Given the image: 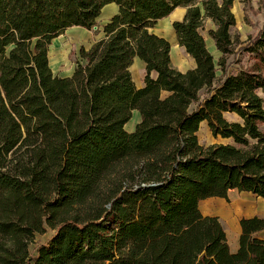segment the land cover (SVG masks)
I'll list each match as a JSON object with an SVG mask.
<instances>
[{
  "label": "trees",
  "instance_id": "obj_1",
  "mask_svg": "<svg viewBox=\"0 0 264 264\" xmlns=\"http://www.w3.org/2000/svg\"><path fill=\"white\" fill-rule=\"evenodd\" d=\"M232 2L0 0V264H264V217L239 219L231 251L219 217L200 210L233 189L264 198V21L239 41ZM109 3L102 37L54 74L51 40L93 29ZM176 7L185 71L150 30ZM236 53L246 62L227 73ZM201 122L227 141L201 144Z\"/></svg>",
  "mask_w": 264,
  "mask_h": 264
},
{
  "label": "rangeland",
  "instance_id": "obj_2",
  "mask_svg": "<svg viewBox=\"0 0 264 264\" xmlns=\"http://www.w3.org/2000/svg\"><path fill=\"white\" fill-rule=\"evenodd\" d=\"M113 5L116 6L115 4ZM232 7H234L233 11H231L235 16V25L232 27L231 33L234 37H237L239 41H244L249 35H254L264 21V0H233L231 9ZM111 8L112 7L109 6L107 8L105 7L103 11L101 10V13L96 19L97 26H94L93 29L89 30L82 27H73L69 30H65L62 34L51 40V44L48 47V60L54 74L66 76L72 73L75 66L74 61L78 59L80 47L88 48L93 42L102 37V27L104 23L116 12L115 9L112 10ZM175 10L171 15L180 17L183 10L179 8ZM167 17H165L166 20L164 18V20H158L153 30L164 36L170 42L172 65L183 71L192 67L194 62L184 52L183 48L177 44L172 28V18L167 19ZM211 26V22L207 21L205 30ZM205 30L202 31V34L206 46L216 60L220 53L215 48L213 40L207 35ZM236 59H241V55L236 53L235 55L229 56L227 73L246 62L245 58H242L239 64H236L234 62ZM129 71L134 85L140 87L141 80L143 81L142 69H139L137 65L133 64ZM220 73V70H218L217 75H220ZM137 114L138 113L134 111L132 117L126 123L125 129L127 131L133 130L136 122L139 120ZM225 117L230 120L236 119V116L228 113L225 114ZM197 138L204 146L227 141L219 136L214 137L208 129L206 122L200 123L197 131ZM200 210L203 213L218 216L225 229L228 244L230 245L234 242L238 244L239 219L241 217H250L253 215L264 217V198L257 197L249 192L233 189L227 192V198L221 199L220 197H211L202 200L200 202ZM51 233L52 230L47 227L45 233L35 235V243L44 242ZM258 235L264 238V231L259 232ZM33 247L34 244L30 246L31 249Z\"/></svg>",
  "mask_w": 264,
  "mask_h": 264
},
{
  "label": "crops",
  "instance_id": "obj_3",
  "mask_svg": "<svg viewBox=\"0 0 264 264\" xmlns=\"http://www.w3.org/2000/svg\"><path fill=\"white\" fill-rule=\"evenodd\" d=\"M114 3H111V4H107V5H105L104 6V8L106 7H112L111 9L113 10V9H115V10H117V7L116 6H114L113 5ZM176 8H179L180 10H183V13H182V15L180 16V17H173L172 18V22L173 21H175V20H181L182 19V17H183V15H184V13H185V8L184 7H176ZM175 8V9H176ZM174 11V10H173ZM172 13V12H171ZM170 15V14H169ZM171 19V18H170ZM160 20V19H159ZM150 30L152 31V32H154V33H156L154 30H153V28H150ZM174 32V31H173ZM158 34V33H157ZM160 35V34H159ZM170 57H171V49H170ZM193 61V60H192ZM137 65V67L139 68V69H142V71H143V76H144V67H145V64H144V62L141 60V59H139L138 57H135L134 58V60H133V63L130 65V67H129V70H130V68L132 67V65ZM182 71V70H181ZM184 71V70H183ZM143 76H142V78H143ZM141 85H142V80H141ZM140 85V86H141ZM136 111V110H135ZM134 112V111H133ZM137 112V111H136ZM138 113V112H137ZM137 118L138 119H140V117H139V113L137 114ZM139 121V120H138ZM137 121V122H138ZM136 122V123H137ZM222 199V198H221ZM205 200V199H204ZM220 200V199H219ZM202 201V200H201ZM200 201V202H201ZM202 214H204V215H214V214H208V213H203L202 212ZM238 231L240 232V228H238ZM239 234V233H238ZM237 234V235H238ZM229 247H230V250L231 251H236V249H237V247H238V244L236 243V242H234V243H232V244H230L229 245Z\"/></svg>",
  "mask_w": 264,
  "mask_h": 264
},
{
  "label": "bare ground",
  "instance_id": "obj_4",
  "mask_svg": "<svg viewBox=\"0 0 264 264\" xmlns=\"http://www.w3.org/2000/svg\"><path fill=\"white\" fill-rule=\"evenodd\" d=\"M103 10H104V9H103ZM103 10H102V11H103ZM173 17H175V15H170L169 17H167V19H170V18H173ZM164 19L166 20V18H164ZM164 19H163V20H164Z\"/></svg>",
  "mask_w": 264,
  "mask_h": 264
},
{
  "label": "water",
  "instance_id": "obj_5",
  "mask_svg": "<svg viewBox=\"0 0 264 264\" xmlns=\"http://www.w3.org/2000/svg\"><path fill=\"white\" fill-rule=\"evenodd\" d=\"M185 71V70H184Z\"/></svg>",
  "mask_w": 264,
  "mask_h": 264
}]
</instances>
